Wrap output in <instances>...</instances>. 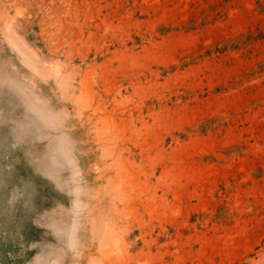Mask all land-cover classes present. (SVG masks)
<instances>
[{
    "label": "rangeland",
    "instance_id": "obj_1",
    "mask_svg": "<svg viewBox=\"0 0 264 264\" xmlns=\"http://www.w3.org/2000/svg\"><path fill=\"white\" fill-rule=\"evenodd\" d=\"M0 122V264H264V0H0Z\"/></svg>",
    "mask_w": 264,
    "mask_h": 264
},
{
    "label": "crops",
    "instance_id": "obj_2",
    "mask_svg": "<svg viewBox=\"0 0 264 264\" xmlns=\"http://www.w3.org/2000/svg\"><path fill=\"white\" fill-rule=\"evenodd\" d=\"M12 147V134L9 128L0 122V244L6 246V244L18 241L23 246L24 242L28 243L23 238L25 231L24 217H21L22 222L18 229L21 235L19 240H15L13 235L17 233V229H15L18 226L15 223L19 220H17V214L20 212L25 213L26 217H28V211L30 210L28 196L30 195V188L33 186V183H31L32 175L28 167L25 166L24 173V164L18 166L15 163ZM26 225L28 226V222ZM1 253L2 250H0V258L3 259L4 255ZM4 257L13 261L14 256L7 252Z\"/></svg>",
    "mask_w": 264,
    "mask_h": 264
}]
</instances>
